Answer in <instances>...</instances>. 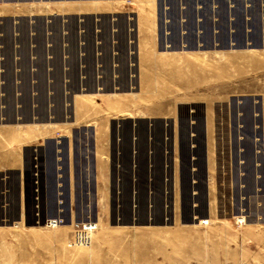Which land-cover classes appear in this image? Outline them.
Masks as SVG:
<instances>
[{
  "label": "rangeland",
  "instance_id": "1",
  "mask_svg": "<svg viewBox=\"0 0 264 264\" xmlns=\"http://www.w3.org/2000/svg\"><path fill=\"white\" fill-rule=\"evenodd\" d=\"M78 43L128 53L125 76L91 92ZM76 135L94 205L51 166ZM23 166L28 201L73 217L1 214L0 264H264V0H0V172Z\"/></svg>",
  "mask_w": 264,
  "mask_h": 264
},
{
  "label": "crops",
  "instance_id": "2",
  "mask_svg": "<svg viewBox=\"0 0 264 264\" xmlns=\"http://www.w3.org/2000/svg\"><path fill=\"white\" fill-rule=\"evenodd\" d=\"M102 29V30H113V29H121L119 25H114L112 23H108L106 27H89L88 29ZM79 29V28H78ZM80 29H84V27H80ZM111 40V39H110ZM104 45V44H103ZM111 45V44H110ZM67 45H65L66 47ZM102 45H100L101 47ZM112 46V45H111ZM110 46V48H111ZM70 47V46H69ZM97 47V46H96ZM98 47V51L99 48ZM109 47L108 45H104V48ZM83 47L77 44V50L76 53L74 52V58H70V55L73 53L69 50V57H67V61L72 64L76 63V74L75 76H85V78L92 77L94 79H100L99 84H95L93 86V90L91 92H104L105 90H100L102 87L106 86L107 81H104L105 79H116L118 77H124L125 71L128 70V53L124 56L114 55L111 53H108L106 55H96L94 54V57L91 58L93 55H89L87 47ZM67 54V55H68ZM66 55V56H67ZM122 57V58H121ZM129 57V56H128ZM91 58V63L93 65L90 69L83 68V66H80V63L84 65V62H88V59ZM129 76V74H127ZM84 78V79H85ZM115 83L110 82V85H112L113 88L117 87ZM110 91V90H109ZM88 92V91H87ZM79 140V136L76 135L75 138L72 139H63V144H65L66 149L65 150H59L52 151V155L54 156V160H52V168L55 167L56 172L58 173L56 182L59 184L57 187L62 191L65 187L67 190H87L92 191L91 194V202H80V205H89V204H96L94 199H97V190L100 189L99 186V165H98V159L100 158V155L96 154L94 151H77L75 148L76 141ZM53 146H55L56 140L49 141ZM48 142V143H49ZM55 144V145H54ZM49 152L47 149L45 151H41L40 154L42 155V158L47 155ZM34 157L39 158L38 155H33L31 159ZM42 169L47 166V163L41 162ZM239 171V170H238ZM243 172V171H242ZM256 172V171H255ZM25 166L21 169H7L3 172H0V215H4L5 219H10L8 221H19L22 220L24 222L34 223L38 219H41V221H44L49 218L58 217L59 213L55 212V216H51V214H48L49 212L45 209L46 203L42 198L38 199L34 197L32 200L33 202H29L26 196V188L29 186H33V189H36L37 186L34 181H28V174H26ZM37 173H40L37 170ZM264 174V171L262 172ZM259 174V172H258ZM30 175H34V173H30ZM64 175V177H63ZM38 177V175H37ZM4 178V179H3ZM39 181V179H37ZM43 183H45V179H43ZM131 180V179H130ZM29 183V184H28ZM38 184V183H37ZM65 186V187H64ZM56 187V186H55ZM129 189H132V185L128 187ZM144 189V188H143ZM88 196V194H87ZM89 197H86L88 199ZM56 204V203H55ZM62 205V203H59ZM71 204H74L73 202H68L67 205L70 206ZM77 204V201L76 203ZM45 209V211L43 210ZM39 213V215H38ZM40 218H38V216ZM66 221H70L73 217V215L69 212V210L63 212L60 214ZM76 217V214H74ZM3 217V216H2ZM244 218V217H242ZM245 219V218H244ZM264 219H259L260 226L263 223ZM255 222L256 225L257 222Z\"/></svg>",
  "mask_w": 264,
  "mask_h": 264
},
{
  "label": "built area",
  "instance_id": "3",
  "mask_svg": "<svg viewBox=\"0 0 264 264\" xmlns=\"http://www.w3.org/2000/svg\"><path fill=\"white\" fill-rule=\"evenodd\" d=\"M82 230H80L79 232L76 233V242L77 243H85L86 240H87V236L89 233H91L93 230H94V227L93 226H90V225H85L83 227H81Z\"/></svg>",
  "mask_w": 264,
  "mask_h": 264
},
{
  "label": "bare ground",
  "instance_id": "4",
  "mask_svg": "<svg viewBox=\"0 0 264 264\" xmlns=\"http://www.w3.org/2000/svg\"><path fill=\"white\" fill-rule=\"evenodd\" d=\"M235 221H236L237 224H240V225H243V224L245 223V219L242 218V217L236 218ZM199 225H200V226H204V225H207V226H208V225H210V221H209V220L207 221V220H204V219H203V220L199 223ZM92 234H93V232H91V233L88 234L87 237H88L89 240H90V236H91ZM88 239H87V240H88ZM82 245H84V244H81V246H82Z\"/></svg>",
  "mask_w": 264,
  "mask_h": 264
},
{
  "label": "water",
  "instance_id": "5",
  "mask_svg": "<svg viewBox=\"0 0 264 264\" xmlns=\"http://www.w3.org/2000/svg\"><path fill=\"white\" fill-rule=\"evenodd\" d=\"M192 135H195V134L192 133Z\"/></svg>",
  "mask_w": 264,
  "mask_h": 264
}]
</instances>
